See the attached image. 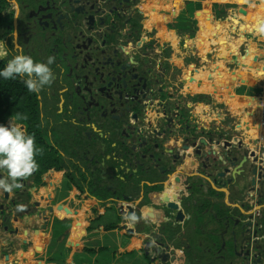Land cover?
<instances>
[{
    "label": "crops",
    "instance_id": "1",
    "mask_svg": "<svg viewBox=\"0 0 264 264\" xmlns=\"http://www.w3.org/2000/svg\"><path fill=\"white\" fill-rule=\"evenodd\" d=\"M188 2L200 3L202 7L208 5L212 21L209 24L217 21L213 4L235 8L229 10L220 29L202 22L197 17L202 11L195 9L198 32L206 36L201 42L198 36L190 34L192 19ZM141 8L157 39L166 45L170 66L179 68L180 105L184 113H192L193 125L205 130L201 136L212 138L214 144L220 139L221 143L229 142L236 149L241 147L240 158L245 151L263 150L264 38L255 32L256 24L242 25L264 19V0H142ZM234 20L241 22L240 29L249 30L245 34L248 40L239 44V51H245L244 55H237L238 51L228 55V46L235 47L240 33L232 30ZM221 40H226V45H221ZM234 56H239V64L233 63ZM174 92L169 87V93ZM194 96H198V101L193 100ZM168 142L163 143L165 147ZM182 142L180 139L179 144ZM166 162L162 166H168ZM232 171L220 178L216 170L177 168L164 187L156 181H143L138 193L131 189L123 192L130 194L129 199L120 191L114 195L112 185L107 189L99 187L96 192L86 189L82 195L76 188L69 194L57 187L49 191L41 189L31 200L36 205L32 215L27 212L19 215L18 209H10L8 212L13 217L9 222L4 223L0 217V264H152L144 249L152 230H157L151 235L152 241L160 237L170 246L169 252L176 248V255L185 257L189 264H226L234 255L231 250L225 251L227 245L223 248L220 233L225 227V217L240 216L246 222L247 215L253 214V221L257 218L264 224V184L257 179L256 191H253L251 175L239 176L225 184L233 177ZM178 178L188 180V188L184 183L177 185ZM60 180L57 176V183ZM175 185L188 196L186 201L175 200ZM3 192L0 190V204ZM46 193H51L53 199L47 200ZM153 193L159 198L168 197L170 202L175 200L177 209L168 213L167 204L153 202ZM260 193L262 196H257ZM49 203L54 212L45 219L42 211L47 210L49 215ZM66 218L74 221L73 231L63 235L62 231L54 230V225ZM167 218L172 222H166ZM109 223L118 227L105 230L104 226ZM164 223H167L165 229ZM4 225L18 229V234H11ZM130 228L133 234L128 232ZM223 255L227 260L222 259Z\"/></svg>",
    "mask_w": 264,
    "mask_h": 264
},
{
    "label": "flooded vegetation",
    "instance_id": "2",
    "mask_svg": "<svg viewBox=\"0 0 264 264\" xmlns=\"http://www.w3.org/2000/svg\"><path fill=\"white\" fill-rule=\"evenodd\" d=\"M141 7L142 0H7L0 61L6 65L20 50L38 62L54 57L50 65L54 79L33 93L36 112L28 118L36 127L19 118L14 121L16 115L7 116L5 125L18 124L34 136L36 148L44 146L54 165L39 152L38 168L21 181L22 188L12 191V197L4 191L0 206L16 201L20 215L34 211L31 200L41 189L57 187L69 194L76 188L82 195L86 189L96 192L120 185L103 164L117 154L123 130L128 134L134 129L131 123L138 119L139 109L146 122L155 109L162 115L172 86L175 114L183 113L179 72L170 66L167 47L148 26ZM46 195L53 199L51 193ZM229 218L224 221V229L229 226L225 251L234 256L228 261L223 255L225 263L264 264L263 222L253 218L260 225L252 229V240L250 229L235 241L233 232L250 220Z\"/></svg>",
    "mask_w": 264,
    "mask_h": 264
},
{
    "label": "water",
    "instance_id": "3",
    "mask_svg": "<svg viewBox=\"0 0 264 264\" xmlns=\"http://www.w3.org/2000/svg\"><path fill=\"white\" fill-rule=\"evenodd\" d=\"M208 7V5H206ZM209 11V10H208ZM249 30L246 29L245 32ZM245 34V33H244ZM242 34L241 39L245 38ZM199 37H204L199 34ZM239 40L235 41V48H239ZM223 40L220 41V44ZM220 45L218 46V48ZM228 55L232 56L236 52L235 48L228 46ZM238 53V52H237ZM234 59V58H232ZM193 80V77H190ZM202 80L199 81V85L202 84ZM174 94L167 92L168 102L165 105V109L162 115L158 114V109L154 110L153 117L149 116V122L143 118V111L139 109V117L134 122H132V127L130 133L126 134L122 132L123 140L116 144L118 149L117 154L112 158L104 160V166L110 170V177L114 178L120 185L114 184L113 194L116 195L117 191L128 192V190L135 191L141 188L143 181H156L157 185L164 187V183L169 179L171 173L177 168H188L191 171L201 170L204 172L216 170L218 172L217 177L223 178L226 173L231 172L230 169L233 167V177L230 178L225 184L231 183L236 180L237 177L243 176L248 177L251 175L250 185L253 187V191H256L257 179H260L262 184H264V176L262 170H264V149L258 152L245 151L242 158L238 155V150L241 148H234L229 142L221 143L220 139L213 143L212 138H206V136H201L204 134L205 130L198 128L193 125V115L189 112L180 113L177 117L175 114V109L177 105L175 104ZM121 124L126 125V118L121 120ZM124 128V127H123ZM162 129V131L159 130ZM120 135V134H119ZM223 138V135H220ZM180 139L183 140L182 144ZM155 141H159L156 143ZM161 141V142H160ZM168 142L169 144L164 146L163 143ZM144 142V143H142ZM221 146V148H220ZM228 146H231L227 149ZM222 152V153H221ZM204 159V160H203ZM252 160V162H251ZM167 161L168 166H162V162ZM189 162V164H185ZM183 176L185 174H182ZM188 178H193L191 175H185ZM104 181H107V177H102ZM184 183L185 187L188 188V180L182 181L180 178L176 180V184L180 185ZM175 185L176 195H174L175 200L178 202L186 201L188 196L183 194V189ZM153 193V202L158 201L161 205H166L168 207V213H172L177 209V204L174 201H169V198L164 196L159 198L158 194ZM130 194H124L123 197L129 199ZM119 196V195H117ZM261 197L262 193L257 194ZM118 198V197H117ZM48 200V198H46ZM143 200V199H142ZM168 202V203H167ZM39 204V203H38ZM141 204V203H140ZM139 204V205H140ZM50 203L47 205L49 206ZM39 206V205H38ZM50 207V206H49ZM17 202L11 201L6 205L0 206V217H2L3 222L7 223L13 217L12 212H8L10 209H16ZM62 209V208H60ZM137 212V206L135 207ZM153 210V207L150 206ZM54 212V208H49V215L47 210L42 211V215L45 219H48L50 215ZM161 216V212H159ZM249 217L248 222L242 226L240 231L237 229L233 232L235 235V241H237L236 236L244 237L246 233H249L251 229V237L255 234V227H258L260 223H253L251 220L254 218L252 215H247ZM180 217V216H179ZM70 219L71 218H66ZM229 217H225V223L229 221ZM172 222L170 218L166 219V222ZM1 226V224H0ZM122 227H126L121 224ZM227 226V225H226ZM5 230L9 231L11 234H18V229H11L8 225H4ZM229 227V226H228ZM226 227L221 236L223 238V248L227 245V240L224 238V234L227 233ZM246 227L249 229H246ZM130 234H133L134 230L132 228L128 229ZM157 230H152V234H156ZM147 236V242L145 245L146 255L148 256L150 262L154 264H189L185 257H178L176 255V250L169 252L170 246L166 245L160 237L152 241V236ZM174 253V255H172Z\"/></svg>",
    "mask_w": 264,
    "mask_h": 264
},
{
    "label": "clouds",
    "instance_id": "4",
    "mask_svg": "<svg viewBox=\"0 0 264 264\" xmlns=\"http://www.w3.org/2000/svg\"><path fill=\"white\" fill-rule=\"evenodd\" d=\"M255 32L264 38V21H258ZM54 57H49L46 62L34 61L23 50L14 55L3 69H0V79H23V83L30 93H40L54 79L50 67ZM18 117H13L15 121ZM24 119L25 117H19ZM39 149L35 146V138L27 134L20 125L0 124V190L12 192L23 187L21 181L38 168L36 155Z\"/></svg>",
    "mask_w": 264,
    "mask_h": 264
},
{
    "label": "trees",
    "instance_id": "5",
    "mask_svg": "<svg viewBox=\"0 0 264 264\" xmlns=\"http://www.w3.org/2000/svg\"><path fill=\"white\" fill-rule=\"evenodd\" d=\"M6 3H7V0H0V27L3 24V22L5 21V16H4L3 12L5 9ZM201 6H202V4L194 3V2H188V4H187L188 12H189L190 17L192 19V27H191L190 34L193 37L194 36L199 37V34L204 36V37H199L200 41L202 42L206 38V36L203 35L202 33L198 32V29H199L198 28V20L194 14V10L199 9ZM232 8H235V6L213 4L212 10H213L214 16L217 19V21L214 22L213 24H211L210 27H213L216 29L222 28L224 21L226 20V17L228 15V12ZM258 21H264V19L257 20V21L252 22V23L246 22L243 25L238 20L233 21V23H234V24L232 23L233 24V26H232L233 32L234 33L240 32L238 35V40L240 41L239 44L240 43L243 44L244 42H246L248 40V36L245 35L247 33V32H245L246 29L245 30L243 28L240 29V26L242 25V27H245V26H248L251 24H256ZM242 34L245 35L244 39H241ZM225 42H226V40H223V43L221 45H223V46L226 45ZM220 48H221V46H220ZM234 50L238 51L237 55H239V54L244 55V53H245V51L240 52L239 48L237 49V47ZM169 55H170V53L168 52V56ZM233 58H234V59H232L234 61L233 63L239 64V60H240L239 56H234ZM5 66L6 65L4 64V62L0 61V69H3ZM193 100L198 101V96H194ZM34 102H35V100H34L33 93L28 92V90L26 89V87L23 83V80L19 79V77H17L16 79H8V80L0 79V124L5 125V119L7 116L16 115L18 118L21 116L25 117L24 119H20V118L19 119L22 121H29L30 125H34V127H36V125L32 123L34 119L31 120L28 118V116L34 115L36 112V106H35ZM39 150H40L39 152H41V154H42L43 159L45 161H47L49 163V165H54V158H53V156H51L49 154V152L46 150V148H44V146H40ZM135 192L138 193V190ZM56 223L57 224L54 225V230L56 229L57 231H62V234L63 233H70L71 231H73L72 226H71V225H74L73 220L64 219L62 222L60 221V222H56ZM59 227H61V230L59 229ZM70 227H71V230L69 229ZM117 227H118L117 224L109 223V224L104 226V229L105 230H111V229H115Z\"/></svg>",
    "mask_w": 264,
    "mask_h": 264
},
{
    "label": "rangeland",
    "instance_id": "6",
    "mask_svg": "<svg viewBox=\"0 0 264 264\" xmlns=\"http://www.w3.org/2000/svg\"><path fill=\"white\" fill-rule=\"evenodd\" d=\"M199 11H202V13L198 14L197 17L203 22H205L207 25H211L209 23H211V16H210V11H208L207 7H200L198 9ZM205 13V14H204ZM148 26L150 27V25L148 24ZM156 33V32H154Z\"/></svg>",
    "mask_w": 264,
    "mask_h": 264
}]
</instances>
